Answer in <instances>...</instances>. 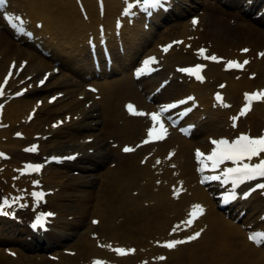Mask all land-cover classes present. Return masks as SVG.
<instances>
[{"label":"bare ground","instance_id":"bare-ground-1","mask_svg":"<svg viewBox=\"0 0 264 264\" xmlns=\"http://www.w3.org/2000/svg\"><path fill=\"white\" fill-rule=\"evenodd\" d=\"M8 1L9 3L7 2L6 6L3 5V8L12 10V13L7 11L11 15L14 12L23 14L28 26H35L37 21H41V27L35 29L36 39L37 37L45 39L46 48H51L53 52L50 53L51 58L59 57L58 59H61L64 65L73 70L71 71L73 74L83 77L92 76L89 49L85 46V42H98L102 33L105 37H111L108 43L114 48L113 39L116 31H119L121 35L115 39L125 43L128 48L127 55H129L125 58L126 52L123 54V59L118 58L115 61V67L118 70L126 67L131 69L135 62L133 54L140 47L144 52L149 53L154 50L158 42L178 37L183 38V43L178 47L179 50L165 56L167 61H182V63L193 61L191 52H194L195 47L201 44L207 46L209 53L217 52L219 56L226 58L224 62L227 60L241 62L248 56L250 60L242 69L232 68L229 72L224 69V62L210 63L205 72L207 80L203 83L193 81L178 83L174 79L170 81L158 95L153 97L156 98L157 104H167L168 100L176 99L188 92L197 93V99L200 102L198 109H203L188 119L194 120L201 114L206 116L204 120L199 121L198 128L193 133L196 134L194 136L196 138L188 141L179 135L168 133L163 139L154 143L136 146V142L145 135L147 128L152 127V121L147 115L129 113L126 105L132 103L139 110L141 105H144L141 101L143 89L146 93H150L160 82L159 79L155 82L139 80L136 83L132 79L131 72H126L116 78L90 82L98 88L95 92L89 93L83 90L82 84L74 81L67 73L61 72L58 76L51 74L44 85L38 87L37 80L41 79L45 70L53 68L52 62L39 57L35 46L34 51L32 49L30 52L26 51L25 47L6 29L15 30L4 18V12L0 11V83L8 70L11 73L0 96V104L3 106L0 121V124H3L0 128V149L6 150L5 152L10 156L3 162L4 169L0 171V188L12 192L8 193L12 195L16 187L25 185L32 177L40 178L46 189H52V195L47 196L46 205L50 202L51 209L58 211L56 216L59 217V221L55 217L53 227L55 229L60 227L61 229H57L61 230L60 232L65 229L64 232L67 233V237L61 243L56 240L50 244H42L40 243L42 237L37 236L39 240L36 243L39 246L37 249L53 247L51 249L56 251L53 253L56 259L47 260L40 252L33 256L16 257L0 253V264H93L94 260L101 261L103 264H264L263 248L255 246L246 237L242 239L240 237L243 234L242 231L235 227H233L235 229L227 227L224 222L226 216L214 210V201L206 193V187L196 183L195 164L192 161L195 149L210 147L211 143L205 142L210 135L213 139H220L221 135L235 133L241 129L242 131L249 129L252 134L257 135L260 128L264 127V102L253 103L251 111L243 121L240 120L237 129L226 123L228 113L234 112L237 105L244 102L243 97L241 98L243 90H251L253 86H256L255 84H259L258 89L264 86V55L256 54L261 50L264 53L261 31L250 29L247 21H239L231 26L222 15L217 14V10L212 9L211 12L202 14L199 21L191 27L186 26L184 20L178 19L173 24L175 30L166 33L160 31L157 35L146 38L148 32L143 30L144 20L139 18L141 13L136 15L137 18L132 24L119 15L121 0H104L103 13L99 12L96 0H81L83 12L79 10V4L75 0ZM203 1H201L202 5ZM181 3V0H172L174 7H181ZM216 9L221 8L218 5ZM185 10L188 11L184 8L178 13L182 15ZM230 13L229 16H242L238 11ZM162 14L161 12L156 15L157 18H161ZM118 18L123 22L121 27L115 25ZM3 23L5 27L7 26L6 28L2 26ZM100 28L103 30L100 31ZM151 28H154V25H151ZM22 35L24 37L25 33ZM244 35H247L250 40ZM25 37L23 39L30 44L36 41L34 36ZM142 43L148 46L154 45V47L147 50V46L143 47ZM243 47L249 49L242 51ZM22 62H26L23 68L19 67ZM253 72L256 74L255 78L250 79L252 77L248 75ZM164 74L166 73H159V76L164 78L166 77ZM105 75L107 73L102 72L99 77ZM221 82L223 87L217 92L225 93L224 97L231 102L232 107L228 110L214 109L212 111L208 109L207 102L212 99V90L216 84ZM137 85H141L143 89L139 91L136 89ZM24 86L26 90L22 88ZM21 89L23 90L20 93ZM58 92H63V96L57 102L48 104L44 94L53 95ZM16 93L19 94L16 96ZM40 97L44 101L37 108L33 119L30 122L22 120V117L26 118L29 110L35 108L36 99ZM88 100L92 102L86 109L84 104ZM149 110V107H144L145 113H149ZM66 113L71 114L72 117L65 129H55L51 125L47 130L44 129V124ZM75 114L80 115L77 121L73 120ZM91 122H95L97 126H91ZM163 122L165 124L164 120ZM16 131L23 132V138L15 137ZM38 132H49L50 135L40 139L39 151L33 155H36L34 159L43 158L42 154H59L57 150L63 147V139L67 142L76 141L79 136L84 138L92 135L91 133L95 134L100 139L101 146L98 145L97 140L87 144L86 148L95 147L99 151L97 153H101L99 158L95 160L93 157L95 154L87 155L84 157L85 160L82 159L79 164L77 163L82 172H91V177L77 182L73 178L72 182L69 180L66 184L59 185L58 180L54 178L64 171H54L50 166L45 165L40 173L22 176L13 181L12 171L8 169V165L19 164V161H23L26 157L32 158L18 149L29 144L34 134ZM111 137L115 138L116 145L119 143V147H115L113 143L114 152L111 151L116 165L112 169L106 168L105 172L99 171V167L105 164L104 159L110 156L108 146L111 143L104 139ZM129 145L135 148L127 153L120 151L123 146ZM100 147L102 152L98 149ZM169 152L173 155L169 156ZM44 161L48 163V160ZM84 162L91 165L86 166ZM66 165L69 164L63 166ZM46 170L47 174H45ZM66 174L59 177L62 178ZM51 183L54 185L51 186ZM93 187H95L94 191ZM174 189L178 193L175 197L172 195ZM76 195L81 213L86 212L89 206H100L104 219L98 230L89 226L90 230L80 235L77 231L83 224L80 219L62 220L60 212H66L70 206L65 203L67 198ZM12 197L15 198V196ZM94 201L95 204H93ZM263 202L264 197L253 192L246 201L241 200L240 203L246 208V212L249 211V215L258 212ZM145 203L150 205L145 207ZM194 204H200L204 209L202 215L192 222L195 229L203 230L200 237L194 241L178 244L172 249L157 243L169 239L179 240L180 234L184 232L170 231V227L177 225V221L184 218ZM256 225L264 226V221L259 220V224ZM22 231L24 228L14 221L0 218V244L3 245L0 251L4 252L6 247L4 245L8 242L19 243L14 244L15 248H12L17 251H21L24 246L30 250L26 237L17 236ZM94 232L98 234V237ZM26 235H29L28 231ZM69 235L77 237L74 242L76 253L72 256L64 255L59 250L64 242L70 239ZM116 248H131L134 251L118 254L115 251ZM163 253L167 255L166 260L155 262L156 256Z\"/></svg>","mask_w":264,"mask_h":264},{"label":"snow or ice","instance_id":"snow-or-ice-1","mask_svg":"<svg viewBox=\"0 0 264 264\" xmlns=\"http://www.w3.org/2000/svg\"><path fill=\"white\" fill-rule=\"evenodd\" d=\"M5 0H0V5L4 4ZM133 4L138 5L139 10L146 12L148 14H151V10L155 9H161L166 7L167 0H133L132 3H129L124 8V14H130V10L133 8ZM4 18L9 22L12 28L15 29L18 33L25 32L24 23L21 20V17L16 15L13 16L8 12L4 13ZM198 22V18L194 17L192 20V24L195 25ZM119 20L117 21V27H119ZM28 35H31L29 33ZM103 42V41H101ZM170 45L163 46V50L166 52L168 51V48ZM198 53L201 56H204L205 49L200 48L197 50ZM242 51H247V49H243ZM260 55H264V53H261ZM208 60H220L221 57L216 56L215 54L209 55L205 57ZM154 57H148L143 62L145 65L149 62L154 61ZM24 63L22 62L19 67L23 68ZM248 63V61H244L243 63L238 62L236 60H228L225 64V68H242L244 64ZM15 64V62H14ZM204 67L203 64H195L194 66L189 67H183L179 68L178 70L180 72L188 73L190 75H195L197 79L203 80V77L199 75L200 69ZM137 74H140V69H137ZM252 75H255L254 73ZM47 78V75L45 76V79ZM8 80V76H5L4 83H6ZM4 83H0V90L3 89ZM39 83H44V80L39 81ZM223 87V85H221ZM0 94H2V91H0ZM19 94V93H17ZM217 99L220 100V94H216ZM264 98V89L259 90L257 92H251V93H245V100L247 101L241 108V114H243L247 109L250 107V102L252 100H260ZM51 99H55L54 97ZM186 100H192V97H186ZM184 100H176L172 103L163 105L160 107L159 111H153L151 113H145L143 110H138L132 103H128L126 105V108L128 109L129 113L134 115H147L151 118L152 121V127H149L147 129V140H160L163 139L164 136L167 135V130L165 128V124L163 122V116L164 113L168 109L175 108L177 105L183 104ZM190 109H185L183 114H186ZM235 120V117L232 118ZM158 126V127H157ZM189 127H192L189 125ZM181 131H184V129H181ZM17 136H20L21 133H16ZM146 141H142L144 143ZM212 144L215 145V147L212 148L210 153L204 154L199 149L196 150V158L199 163H201V167L198 169L199 171H203L205 168H209L211 170H216L221 168V165H225L226 162H230V166H224L222 169V172L216 175H211L206 177V179L211 180H220L224 184H231V190L225 192L223 194V203H228L238 197H248L249 194L254 190V188L249 187L247 190H240V186L246 184L248 181H256L260 180L261 178H264V134H261L259 136H251L246 133H241L239 136L235 137L232 140H228L227 138H220V139H212ZM29 151L36 150L35 146H31L29 149H26ZM125 152L131 151L132 149L128 146H125L123 149ZM173 153L169 152V156H172ZM5 156L4 153H0V157ZM206 156V163L201 161L202 157ZM71 159L72 157H68ZM253 158H256L255 162H253ZM52 160H58L59 157H51ZM159 163V161H157ZM27 169H30L31 171L39 172L42 168V165L39 163L36 164H27ZM159 183V181H157ZM182 184V182H180ZM33 184H39V181H33ZM255 188L264 189V182L256 183L254 185ZM177 190H173L172 195L175 197L177 196ZM33 197L41 198L43 196L42 192H33ZM15 203V201H13ZM9 206V200L7 197L0 198V214L8 215L9 213L4 211L6 207ZM204 211L203 206L200 204H194L191 206L188 214L187 219L180 221L179 224L174 225L172 228V231H178L179 225L184 224L186 227L190 226L193 222V220L202 214ZM55 215L54 213H41L39 216H37L32 224V228H37L39 226L40 228L45 227V224L41 217L43 216H51ZM97 221H93V223H96ZM203 230H199L196 232H193L191 235L183 237L182 240L177 239H169L163 242L158 241L157 243H162L165 247L168 249L174 248L176 245L185 243L187 241H192L199 237L201 235V232ZM248 239L250 241H253L257 244L261 243V240H264V231H255L250 232L248 235ZM115 251L118 254H125L128 252L134 251V249L128 248H116ZM159 259H164V257H159ZM93 264H103V262L94 260Z\"/></svg>","mask_w":264,"mask_h":264},{"label":"rangeland","instance_id":"rangeland-1","mask_svg":"<svg viewBox=\"0 0 264 264\" xmlns=\"http://www.w3.org/2000/svg\"><path fill=\"white\" fill-rule=\"evenodd\" d=\"M71 148H69V150H70ZM68 149H62L61 150V152H63V151H67ZM112 162V158L111 157H108V159H107V161H106V164H105V166H101V169H99V171H103L104 169H106V166L108 167L109 166V163H111ZM108 163V164H107ZM52 169H54V168H58V167H51ZM68 170H69V175L72 177V178H74V179H77L78 180V178H81V177H85V173H83V172H81L80 171V169L79 168H77V167H69L68 168ZM78 171V173L77 174H74L72 171ZM50 185H54V184H50ZM73 198H74V202H71L70 200H66V202H69L71 205H75L76 207L77 206H79L78 205V202H77V200H75V196H73ZM95 207H94V205H92V206H89V209L90 210H88L87 209V211H88V214H85V215H82L81 216V218L82 217H84L83 218V221H84V224H87L88 223V219H89V216H90V214H92V211L91 210H93ZM67 213V212H66ZM66 213L64 214V216L66 215ZM67 216V218H69L70 220L72 219V214H68V215H66ZM65 216V217H66ZM80 218V217H79Z\"/></svg>","mask_w":264,"mask_h":264}]
</instances>
